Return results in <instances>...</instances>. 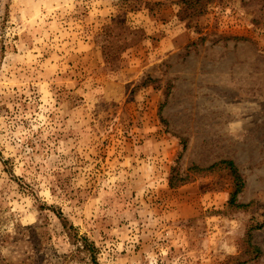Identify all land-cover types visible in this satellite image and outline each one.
<instances>
[{
    "label": "rangeland",
    "instance_id": "374dc122",
    "mask_svg": "<svg viewBox=\"0 0 264 264\" xmlns=\"http://www.w3.org/2000/svg\"><path fill=\"white\" fill-rule=\"evenodd\" d=\"M186 1L0 0V264H264V0Z\"/></svg>",
    "mask_w": 264,
    "mask_h": 264
},
{
    "label": "trees",
    "instance_id": "16d2710c",
    "mask_svg": "<svg viewBox=\"0 0 264 264\" xmlns=\"http://www.w3.org/2000/svg\"><path fill=\"white\" fill-rule=\"evenodd\" d=\"M186 2L189 7H197V6H204L205 4L211 2V0H195L194 2L193 1H186ZM220 167L227 168L230 171L233 177V180H234V190L231 193L230 204L232 206L242 208V209L250 206V203L243 204V203L238 202V196L245 187V180L243 176L240 174L236 163L232 159H222L210 165L207 168H199L198 166H192V170L208 172V171H213L216 168H220ZM60 217H62V214H60ZM62 220L65 221L63 218ZM64 223H65L64 225H66L67 227V223L66 222ZM82 247L86 251H94L95 249L94 244L90 242L88 238H82Z\"/></svg>",
    "mask_w": 264,
    "mask_h": 264
}]
</instances>
